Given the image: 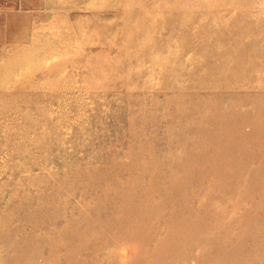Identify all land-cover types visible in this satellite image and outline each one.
I'll use <instances>...</instances> for the list:
<instances>
[{
    "label": "rangeland",
    "instance_id": "obj_1",
    "mask_svg": "<svg viewBox=\"0 0 264 264\" xmlns=\"http://www.w3.org/2000/svg\"><path fill=\"white\" fill-rule=\"evenodd\" d=\"M0 264H264V0H0Z\"/></svg>",
    "mask_w": 264,
    "mask_h": 264
}]
</instances>
